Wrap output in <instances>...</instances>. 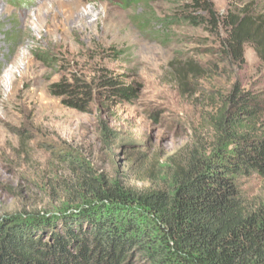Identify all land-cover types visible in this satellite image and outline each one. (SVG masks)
Instances as JSON below:
<instances>
[{"label":"rangeland","instance_id":"374dc122","mask_svg":"<svg viewBox=\"0 0 264 264\" xmlns=\"http://www.w3.org/2000/svg\"><path fill=\"white\" fill-rule=\"evenodd\" d=\"M178 1L0 0V218L57 221L72 205L63 189L82 168L131 188H163L193 151L210 153L220 137L211 121L234 84L264 91V62L251 47L241 68L221 61L223 31L164 24L191 4ZM207 1L222 17L250 16L264 47V0ZM106 78L135 96L111 95L99 86ZM80 82L91 88L83 108L56 86ZM255 187L263 197L264 179L244 185ZM75 206L68 212L85 204Z\"/></svg>","mask_w":264,"mask_h":264},{"label":"trees","instance_id":"16d2710c","mask_svg":"<svg viewBox=\"0 0 264 264\" xmlns=\"http://www.w3.org/2000/svg\"><path fill=\"white\" fill-rule=\"evenodd\" d=\"M187 1L164 24L206 27L217 36L223 31L225 63L229 58L244 67L246 46L264 62L260 27L251 30L250 16L222 17L207 0ZM56 86L75 94L70 105L85 107L86 82ZM99 86L123 101L136 92L109 78ZM242 87L234 84L220 101L211 122L221 138L210 153L193 151L169 173L167 186L131 188L82 168L77 184L63 189L64 202L85 204L80 213L67 211L55 222L49 214L25 221L1 217L0 264H264V194L244 188L264 179V91Z\"/></svg>","mask_w":264,"mask_h":264},{"label":"water","instance_id":"95a60500","mask_svg":"<svg viewBox=\"0 0 264 264\" xmlns=\"http://www.w3.org/2000/svg\"><path fill=\"white\" fill-rule=\"evenodd\" d=\"M65 209H66L67 211H76V210H77L75 205H72V206H70V207H66Z\"/></svg>","mask_w":264,"mask_h":264}]
</instances>
